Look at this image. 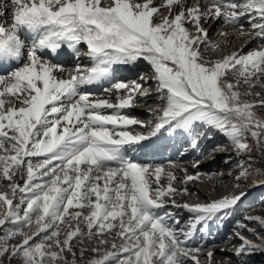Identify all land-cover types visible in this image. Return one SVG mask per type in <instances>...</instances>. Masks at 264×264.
<instances>
[{"label":"snow or ice","instance_id":"6c2138e0","mask_svg":"<svg viewBox=\"0 0 264 264\" xmlns=\"http://www.w3.org/2000/svg\"><path fill=\"white\" fill-rule=\"evenodd\" d=\"M261 113L264 0H0V264L264 256V214L236 218L264 171ZM160 139L179 159L129 155ZM217 155L232 190L202 198L189 185ZM228 221L226 246L197 240Z\"/></svg>","mask_w":264,"mask_h":264},{"label":"rangeland","instance_id":"374dc122","mask_svg":"<svg viewBox=\"0 0 264 264\" xmlns=\"http://www.w3.org/2000/svg\"><path fill=\"white\" fill-rule=\"evenodd\" d=\"M207 26V25H206ZM247 26V25H246ZM213 35L210 33V38ZM212 39V38H211ZM238 39V38H237ZM215 40V39H213ZM231 46H225V53L231 52L237 48V45L241 43L230 38ZM236 41V42H235ZM255 45H249V47H253ZM148 66L144 62L143 67L139 71H147ZM259 91V89H257ZM151 103V101H149ZM134 114V113H133ZM264 114V113H261ZM141 117H145L144 113L134 114ZM217 139H221L217 137ZM213 141H208L207 144L210 146ZM156 147L155 150H151V148ZM149 147V148H148ZM179 147V144L170 139H160L153 140L151 142L144 143L143 147L137 148L134 151L130 152L129 155L136 160H139L143 163H163L168 159H179L177 156L176 148ZM252 155L255 157L257 154L254 152ZM192 157H185V160H191ZM262 169H264V165H258ZM228 166L224 164L223 155H217L216 158L210 159L206 158L204 162L201 164L199 171L203 174V179L201 181H196L190 183L189 187L192 191H199L201 197L205 196H220L221 194L231 191L232 185V177L224 176L220 177L216 175V173L220 171L227 172ZM189 172H192V169L189 168ZM258 181L256 185H252L251 181ZM240 213H248L251 215H261L264 214V171L260 173L254 174L249 180V187L247 189V195L241 201L238 209V215L236 218H239ZM180 215L183 217L185 213L181 212ZM233 223L232 221H228L225 223L217 222L213 224L209 229L208 233L204 237H197V240L204 239L208 244H213L217 246H226L224 242L227 241L228 235L232 229ZM230 254V253H229ZM224 254L217 251L216 259H222ZM235 260V257H233ZM250 264H264V256H254L250 258Z\"/></svg>","mask_w":264,"mask_h":264},{"label":"bare ground","instance_id":"6f19581e","mask_svg":"<svg viewBox=\"0 0 264 264\" xmlns=\"http://www.w3.org/2000/svg\"><path fill=\"white\" fill-rule=\"evenodd\" d=\"M219 27V25H212L211 27V35H213L211 38L212 39H217V35H216V31H217V28ZM228 31H232L231 29H228ZM232 40L233 38L235 37H230ZM235 40H237L238 42H240V39H237L235 38ZM236 42V41H235ZM244 44V40L242 39L241 43L237 45V47L241 46ZM63 59H65L67 61V66H71L72 65V62L73 60L75 59L70 50H65V53L63 54ZM144 65V62L141 61L139 66L135 69H131L130 67H125V66H119L117 68V71H116V76L117 78L119 79H124V78H135L134 77V73L135 72H139V70H141V68L143 67ZM107 86V85H106ZM133 113L134 114H139V113H144L145 114V110L143 108H136L133 110ZM153 147L151 148V150H155L156 147H154V145H152ZM149 148V147H148Z\"/></svg>","mask_w":264,"mask_h":264}]
</instances>
